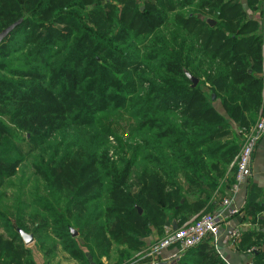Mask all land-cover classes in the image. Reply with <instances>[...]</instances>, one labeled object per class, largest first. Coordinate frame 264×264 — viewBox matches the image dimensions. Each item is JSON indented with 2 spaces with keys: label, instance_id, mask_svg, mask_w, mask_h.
Here are the masks:
<instances>
[{
  "label": "trees",
  "instance_id": "obj_1",
  "mask_svg": "<svg viewBox=\"0 0 264 264\" xmlns=\"http://www.w3.org/2000/svg\"><path fill=\"white\" fill-rule=\"evenodd\" d=\"M22 17L0 44V192L31 160L50 196L64 197L35 201L30 222L44 259L57 250L41 238L50 234L78 264H125L173 220L180 227L214 212L216 195L234 183L243 144L234 125L255 124L264 107L261 26L241 3L0 0V33ZM138 134L152 138L133 146ZM106 138L117 144L118 161L104 150ZM258 196L250 186L243 223L264 224ZM25 208H16L11 227L14 214L0 207L12 240L0 236V259L8 246L17 251L18 229L30 233ZM237 246L264 264L260 229L244 231ZM176 264L227 263L204 242Z\"/></svg>",
  "mask_w": 264,
  "mask_h": 264
},
{
  "label": "built area",
  "instance_id": "obj_2",
  "mask_svg": "<svg viewBox=\"0 0 264 264\" xmlns=\"http://www.w3.org/2000/svg\"><path fill=\"white\" fill-rule=\"evenodd\" d=\"M238 134L243 144L234 161L236 166L233 175L234 183L229 193L222 199L220 208L212 213L203 214L199 218L194 217L176 230L172 225L167 226L161 239L137 252L127 264H176L187 250L204 242H210L216 247L222 231H226L228 242L239 243L244 229L238 226L231 227L230 220L242 215V209L236 205L235 198L252 176L254 153L264 137V107L256 123L240 129ZM166 252L168 256H164Z\"/></svg>",
  "mask_w": 264,
  "mask_h": 264
},
{
  "label": "rangeland",
  "instance_id": "obj_3",
  "mask_svg": "<svg viewBox=\"0 0 264 264\" xmlns=\"http://www.w3.org/2000/svg\"><path fill=\"white\" fill-rule=\"evenodd\" d=\"M139 4H141L142 8L144 7L142 1H140ZM21 53L23 52L20 51L17 55ZM138 92L144 93V90L141 91L138 89ZM215 106L219 107L220 103L216 102ZM118 109L122 113L126 111L123 105H120ZM122 123L125 125V122H122ZM236 131L238 133L239 129H236ZM125 137H127V135ZM144 137L149 140H151L152 138L150 135L138 134L137 136L134 137L131 144L133 146L141 145L142 139ZM104 150L106 151V153H108V156L111 160L118 161V159L120 158V155L117 151V144H115L112 141V139L110 138L104 139ZM9 183L10 184L8 186H5L3 190L0 192V207H2L3 210L6 211L7 214H14V216L10 218L11 227H14L16 226V218L19 217V214H18V211H16V208L21 207L22 203H25V207H26L25 216H21V217L26 220L25 221L26 225L30 228L29 234L34 235V242L30 246H26L23 240L22 242H20L19 240L16 242L14 241L12 243V246L17 248L16 249L17 251L14 252L12 249H10L11 248L10 246H8V249H6L5 251L1 250L3 256L0 259V264H4V261L21 262V263L30 264V263H33L31 262L32 260L35 261L36 264H78L76 261L71 259L70 256L66 252H64L62 244L56 241L54 238H52L50 234L49 235L42 234L41 238L47 244L46 249L50 248L53 245V243H56L57 250L55 251L56 253L50 258L43 259L41 257V253H40L41 251L40 249H38L41 239H39L38 234L36 235L32 232L35 224L31 223L30 220L32 219L33 215H35V213L37 212L36 210L37 208L35 207L36 206L35 201H38L39 198H42V199L46 198L51 202L65 201L64 197L62 196L61 198H59L60 196L56 195L54 198L50 196L49 192L46 190V185L44 181L41 179L39 175H37L35 169L33 168L31 160L25 162L21 166L18 174L14 178H12ZM54 206L56 208L59 207L60 209L63 206V203L62 202L54 203ZM39 214L44 215L40 212ZM204 214H207V213H204ZM170 225L171 223L168 224V226ZM9 234L10 233L6 231V228L1 223L0 224V236L2 237L1 242L3 244L12 241L11 238L9 237ZM161 238L162 236L160 237V235H158V237L156 238V233H155V238L150 242V244ZM231 245L235 247L234 249L239 248L237 244L235 243H232ZM24 248L31 249V252H32L31 256L24 255L21 253ZM248 254L252 257L250 259V263L251 262L257 263L253 260L252 254L251 253H248ZM106 260L103 259L102 263L114 264V261L110 263L108 259ZM130 261L131 259L127 261L125 264L129 263Z\"/></svg>",
  "mask_w": 264,
  "mask_h": 264
},
{
  "label": "crops",
  "instance_id": "obj_4",
  "mask_svg": "<svg viewBox=\"0 0 264 264\" xmlns=\"http://www.w3.org/2000/svg\"><path fill=\"white\" fill-rule=\"evenodd\" d=\"M238 1L241 3L248 18L260 24L261 33H262L263 40H264V5L252 9L250 8L248 0H238ZM256 77L262 79L264 83V64H263L262 70L256 73ZM217 109H219L220 112L224 113L221 105L217 107ZM234 128L237 129L235 125H234ZM250 186L253 189V191H256V193L260 195L257 197V201H262L263 196H264V137L260 141L254 153V157L252 160V176L250 177L248 183H246L241 188L240 192L237 194L235 198L236 205L242 210L245 208L247 204ZM223 196L224 195H221V194L216 195L215 201L213 202L214 203L213 211H216L220 208V203L223 199ZM263 218H264V214H263ZM173 221H176V220H173ZM173 221H172V226H173ZM167 226L168 225L165 226V230ZM230 226L231 227H236V226L242 227L244 231L260 229L262 232H264V224L243 223L240 216H236L232 218L230 220ZM155 233H156V238H157L158 237L157 232ZM155 233L153 234L152 237L146 240L147 244H150V242L155 238ZM216 247H217V250L220 256L223 258V260L227 264H249L250 259L252 258L246 251H243L239 248L234 249L235 247L231 245V243L228 242V240L226 239V231H222ZM168 252H171V251H168ZM168 252H166L164 256H168ZM41 257L44 259L42 254H41ZM104 259L106 260V258Z\"/></svg>",
  "mask_w": 264,
  "mask_h": 264
},
{
  "label": "water",
  "instance_id": "obj_5",
  "mask_svg": "<svg viewBox=\"0 0 264 264\" xmlns=\"http://www.w3.org/2000/svg\"><path fill=\"white\" fill-rule=\"evenodd\" d=\"M143 9V8H142ZM26 17H22L19 20H17V22L13 23L12 25H10L9 27H7L6 29H4L1 33H0V44L9 37V35L17 28L19 27L25 20ZM206 22L211 25L214 26L216 24V20L214 18H207ZM188 78L191 80V82L193 83V86L195 87L199 80L197 78H195L194 76H192L191 74L187 73ZM139 212L142 213V210L139 208ZM173 228L176 230L178 228V225L176 223V221H173ZM18 233L20 234L22 240L24 241L26 246H30L33 242H34V235L33 234H29L27 232H25L23 229H18ZM72 236L78 237V232L76 230H72Z\"/></svg>",
  "mask_w": 264,
  "mask_h": 264
}]
</instances>
